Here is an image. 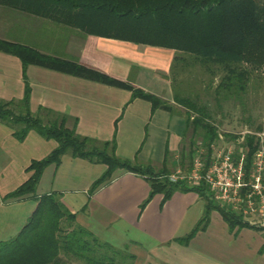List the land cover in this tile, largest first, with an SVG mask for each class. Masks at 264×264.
<instances>
[{
  "label": "crops",
  "instance_id": "0c3cea01",
  "mask_svg": "<svg viewBox=\"0 0 264 264\" xmlns=\"http://www.w3.org/2000/svg\"><path fill=\"white\" fill-rule=\"evenodd\" d=\"M3 7L0 5V15ZM18 22L28 29L44 28L35 44L9 37L8 23ZM53 22L13 11L12 17L0 16V38L128 80L171 103L172 111L152 109L149 101L132 97L124 88L35 64L23 67L17 56L1 51L0 98L21 99L27 84L29 110L43 121L53 114L65 115L68 127L75 121L78 134L99 141L114 138L117 156L149 165L155 172L167 173L178 165L187 167L192 128L186 127L184 107L174 101L168 71L175 50L89 35L79 29L65 36L63 28H55ZM6 135L9 148L17 143L20 152L7 150L0 135V241L20 230L37 203L31 196L6 199L4 195L28 177L25 167L32 159L45 156L56 145L54 139L33 129L18 140L7 125ZM14 156L19 160L17 168L8 166ZM105 168L101 162L64 153L58 163L44 167L36 194L54 192L75 214L77 223L131 253L132 264H264V218L247 219L261 227L230 228L220 212L212 209L206 227L182 244L176 239L192 230L204 210L205 198L197 187L175 188L167 197L157 191L142 206L151 190L147 174L116 168L110 179L90 191Z\"/></svg>",
  "mask_w": 264,
  "mask_h": 264
},
{
  "label": "trees",
  "instance_id": "16d2710c",
  "mask_svg": "<svg viewBox=\"0 0 264 264\" xmlns=\"http://www.w3.org/2000/svg\"><path fill=\"white\" fill-rule=\"evenodd\" d=\"M0 5L50 19L85 34L172 48L181 55L189 53L206 67L218 65L224 72L218 89L236 95L244 90L250 67L264 68V0H0ZM0 51L17 56L23 67L35 64L99 81L129 90L132 97L149 101L152 109H173L171 103L154 93L76 60L52 56L25 43L3 38H0ZM28 95L26 84L21 99L0 98V121L12 128L18 140H23L33 129L47 139H54L56 145L45 156L32 159L25 167L28 177L4 195L6 199L31 196L37 203L20 230L0 241V264H131L134 259L131 253L98 238L77 223L75 214L64 207L54 192L36 194L44 167L58 163L64 153L105 164V170L92 182L90 191L110 179L116 168L147 174L151 190L142 206L157 191H163L167 197L173 189L189 186L161 178L165 170L155 172L149 165L117 156L114 138L99 141L78 134L75 121L68 127L65 115L53 114L48 121H43L40 115L30 112ZM174 101L185 108L186 127L192 128L191 156L197 139L205 144L217 139V127L211 121L207 104H199L191 96L175 95ZM14 124L20 127L14 128ZM244 141L249 148L248 167L259 139L247 133ZM196 189L205 198L204 210L192 230L176 239L179 243H188L197 231L206 227L212 209L220 212L230 228L261 227L220 206L205 186Z\"/></svg>",
  "mask_w": 264,
  "mask_h": 264
},
{
  "label": "rangeland",
  "instance_id": "374dc122",
  "mask_svg": "<svg viewBox=\"0 0 264 264\" xmlns=\"http://www.w3.org/2000/svg\"><path fill=\"white\" fill-rule=\"evenodd\" d=\"M3 8L4 12L0 15L1 18L12 17L13 11H17L18 14L27 15V13L7 6ZM8 25L10 26L9 31L11 30L10 32L8 31L9 37H19L20 40L33 44H35L38 40L37 38H39L37 34L44 30V26L42 30L41 27H38V30L28 29V27H24L19 22L17 24L8 23ZM52 26L55 28L57 26L63 28L65 36H67L68 32L71 30H77L62 24L58 25L55 22L52 23ZM51 30L53 32V29ZM180 55L181 53L175 51L174 56H177V58H172L168 68L172 81L171 89L174 96H191L192 98H196L199 104H207L211 121L218 126H216L218 136L219 134L222 135V141H224V143L236 139L237 136L248 131H260L259 133H263L264 135V74L262 73L264 68L259 67L257 69H252L250 67L245 88L239 95H236L224 89H218L217 85L224 74L218 65L209 64L208 67H206L191 57L189 53H182L181 56L184 60L181 59ZM182 110L184 111L185 109L182 108ZM1 124L0 129L2 132H0V135L2 140L6 141L7 125H4L5 123ZM13 127L19 128L20 124H14ZM229 134L236 135V137L231 138ZM198 137L199 136H196V138ZM218 138L219 137H217V140ZM222 141H219L220 145L223 144ZM5 144L7 150H13L12 152L17 153L20 152V146L17 143L12 146V149L9 148V143L7 141ZM13 159L14 160L9 161L8 166L17 168L19 160L17 156H14ZM144 263L145 261L142 262V264Z\"/></svg>",
  "mask_w": 264,
  "mask_h": 264
},
{
  "label": "built area",
  "instance_id": "2783aa9c",
  "mask_svg": "<svg viewBox=\"0 0 264 264\" xmlns=\"http://www.w3.org/2000/svg\"><path fill=\"white\" fill-rule=\"evenodd\" d=\"M255 134L259 145L247 166L248 146L244 137ZM218 140L205 144L197 139L187 167L177 166L160 175L169 183H185L189 187L205 186L211 198L220 206L241 217L264 218V135L246 132L224 143ZM219 141L223 144L220 145ZM209 151V152H208Z\"/></svg>",
  "mask_w": 264,
  "mask_h": 264
}]
</instances>
